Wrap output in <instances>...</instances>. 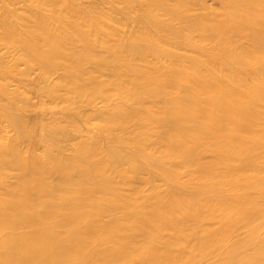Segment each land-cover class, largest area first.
<instances>
[{"label": "bare ground", "instance_id": "bare-ground-1", "mask_svg": "<svg viewBox=\"0 0 264 264\" xmlns=\"http://www.w3.org/2000/svg\"><path fill=\"white\" fill-rule=\"evenodd\" d=\"M0 264H264V0H0Z\"/></svg>", "mask_w": 264, "mask_h": 264}]
</instances>
